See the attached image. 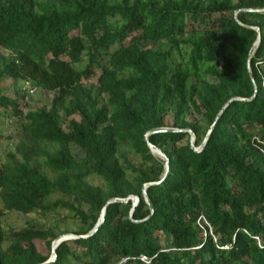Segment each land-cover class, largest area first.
<instances>
[{
	"label": "trees",
	"instance_id": "16d2710c",
	"mask_svg": "<svg viewBox=\"0 0 264 264\" xmlns=\"http://www.w3.org/2000/svg\"><path fill=\"white\" fill-rule=\"evenodd\" d=\"M0 48V264H264V0H0Z\"/></svg>",
	"mask_w": 264,
	"mask_h": 264
},
{
	"label": "rangeland",
	"instance_id": "374dc122",
	"mask_svg": "<svg viewBox=\"0 0 264 264\" xmlns=\"http://www.w3.org/2000/svg\"><path fill=\"white\" fill-rule=\"evenodd\" d=\"M0 53L1 54H6L5 51H3L0 48ZM96 74H98V71L96 72ZM93 82L95 80V77L91 79ZM12 81L10 80H5L3 82V85L8 88L7 92L10 96H14L15 95V88H17L18 86L22 89H25V83H15L13 85V87H11L12 85ZM24 94V102H25V109H33V108H37V107H42L45 106L49 103V100L52 96L51 93L46 92L44 90H39V89H35L31 92L27 91L23 92ZM13 127L10 123H8L6 121V119H2L0 117V131L3 132V134L8 135L11 133ZM89 181L92 184H100V179L97 177H91L89 178ZM54 217H47V218H43L40 217L36 214H21L18 212H7L6 216H5V224L4 227H13V228H21L24 225H32L34 227H42V226H48L53 220ZM200 224H202L200 222ZM66 226L60 225L59 230H63V228H65ZM205 233H209V230H207V232ZM69 235V234H66ZM38 249L45 253V246L43 245V243L38 242L37 243ZM50 259L52 258V255H50L49 257Z\"/></svg>",
	"mask_w": 264,
	"mask_h": 264
},
{
	"label": "water",
	"instance_id": "95a60500",
	"mask_svg": "<svg viewBox=\"0 0 264 264\" xmlns=\"http://www.w3.org/2000/svg\"><path fill=\"white\" fill-rule=\"evenodd\" d=\"M149 133H147V135H148ZM146 135V136H147ZM191 140H192V133H191ZM149 145V148H150V150H151V152L152 153H154V154H158V155H160V156H163V153L158 149V148H156L155 146H153V145H151V144H148ZM146 185H148V184H146ZM145 185V186H146ZM144 186V187H145ZM146 194H145V191H144V188H143V196H145ZM129 198L132 200V203H133V206L137 203V197H135V196H129ZM126 199H119V198H116V199H113L112 201H125ZM131 211H132V209H131ZM130 211V212H131ZM103 215H104V209L101 211V215H100V218H99V221L97 222V224L95 225V227H94V230L98 227V225L100 224V222L102 221V218H103ZM75 236H73V235H71V234H69V235H66V234H64V235H59V236H57L53 241H52V243H51V255H52V258L50 259H48V260H46L45 262H43V263H41V264H46V263H48V262H50L52 259H54V257H55V254H54V248L61 242V241H63V240H66V239H69V238H74ZM79 237H82V236H79Z\"/></svg>",
	"mask_w": 264,
	"mask_h": 264
},
{
	"label": "built area",
	"instance_id": "2783aa9c",
	"mask_svg": "<svg viewBox=\"0 0 264 264\" xmlns=\"http://www.w3.org/2000/svg\"><path fill=\"white\" fill-rule=\"evenodd\" d=\"M199 219H200V221L202 220L201 217ZM138 259L140 261L144 262V263H147L149 261V259L146 256L142 255V254L138 255ZM124 261H125V259H122L120 262L123 263Z\"/></svg>",
	"mask_w": 264,
	"mask_h": 264
}]
</instances>
